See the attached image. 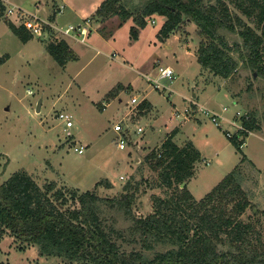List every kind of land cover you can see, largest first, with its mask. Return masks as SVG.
Here are the masks:
<instances>
[{
    "label": "rangeland",
    "instance_id": "rangeland-1",
    "mask_svg": "<svg viewBox=\"0 0 264 264\" xmlns=\"http://www.w3.org/2000/svg\"><path fill=\"white\" fill-rule=\"evenodd\" d=\"M96 1L10 0L44 20L57 6L64 5V12L53 21L57 27H80L82 23L88 29L93 27L88 38L71 34L68 42L76 60L63 67L46 52L44 34L23 43L8 28L9 22H15L4 14L0 17V184L13 174L24 172L41 193H47L46 198L53 205L57 203L55 193L61 191L67 198L65 206L74 208L72 191L82 194L95 190L102 199H114L124 193L123 188L129 183L134 194L132 213L143 218L152 212L151 197L165 192L158 186L157 173L149 167L148 154L159 151L169 133L177 130L173 138L177 146L191 142L200 152L194 176L181 187L185 185L198 201L237 167L249 203L239 219L253 227L255 236L260 235L264 248V77L241 62L228 79L201 67L197 49L202 39L197 26L189 20L184 19L164 41L157 38L164 21L161 17L148 19L136 41L129 37L131 19L122 26H118V17L99 23L93 19V13L81 20L80 9L90 12ZM145 1L120 0V5L139 11ZM202 1L206 7L217 3ZM218 1L229 8L233 18L237 16L253 27L254 23L230 0ZM9 7L5 4L4 10ZM149 20L154 23H148ZM97 28L103 32H96ZM236 29L241 30L238 25ZM219 33L229 45L242 42L238 33ZM59 34L56 32L57 41L62 40L59 37L63 35ZM233 56L236 58V54ZM165 66L174 70L175 78L171 82L161 81L165 89H154L146 76L158 79L159 69ZM133 97L142 103L148 100L152 106L141 108V103L135 112L131 111ZM193 101L215 112L226 107L228 119L239 113L254 120L257 129L241 139L245 141L242 153L226 137V124L221 128L201 113L185 120L177 118L175 114ZM60 113L70 117V127L58 118ZM118 122L128 128L130 142L138 143L137 149L129 145L121 151L116 147L113 125ZM138 127L144 129L141 135L136 134ZM82 148L79 154L77 149ZM100 181L103 184L95 188ZM98 213L105 230L111 228L121 234L122 238L111 236L121 251L142 250L148 257L165 251L166 247L160 245L151 251L142 249L130 233L131 222L122 212L100 203ZM254 245L258 246L256 240ZM219 249L226 250L222 246ZM0 264L81 263L41 257L33 246L21 250L20 244L5 233L0 234Z\"/></svg>",
    "mask_w": 264,
    "mask_h": 264
},
{
    "label": "trees",
    "instance_id": "trees-1",
    "mask_svg": "<svg viewBox=\"0 0 264 264\" xmlns=\"http://www.w3.org/2000/svg\"><path fill=\"white\" fill-rule=\"evenodd\" d=\"M230 2L254 23L253 27L237 16L233 18L229 8L218 0L207 7L202 0H146L139 11L123 7L120 0H103L93 19L100 23L118 17V26L131 19L129 37L137 40L148 19L161 17L164 21L157 33L160 41L168 38L184 19L189 20L197 26V34L202 39L197 49V62L201 67L228 79L241 62L264 77V0ZM4 9L0 0V17ZM236 25L241 28L238 32ZM8 28L23 43L32 38L22 25L9 22ZM220 31L238 33L242 42L229 45ZM45 49L59 66L76 60L64 40L50 41ZM148 106V102L143 101L141 108ZM245 126L250 131L257 129L253 119ZM176 134L177 130H173L159 151L148 154L149 167L157 173L158 186L165 192L162 196L151 197L153 208L147 216L140 218L132 213L134 194L129 183L124 186V193L114 199H102L95 190L82 194L72 191L71 200L76 207L69 208L65 206L67 198L61 191L55 193L57 203L53 205L46 198L47 193H41L32 178L22 172L0 184V234L8 233L20 244L21 250L24 246H33L41 257L65 263L264 264L260 235L255 236L253 227L239 219L249 206L241 188L239 169L236 167L202 199L195 200L186 186H181L194 176L200 152L191 142L177 146L173 141ZM241 134L247 137L246 133ZM237 137L228 140L242 153L245 141ZM244 158L243 155L241 160ZM102 184V181L97 182L95 188ZM100 203L122 212L131 222L130 233L138 239L142 249L151 251L160 245L166 247L165 251L154 252L151 257L142 250L121 251L111 237L122 238L121 234L111 228L105 230L100 221ZM254 240L258 246L254 245ZM220 246L226 250H220Z\"/></svg>",
    "mask_w": 264,
    "mask_h": 264
},
{
    "label": "built area",
    "instance_id": "built-area-1",
    "mask_svg": "<svg viewBox=\"0 0 264 264\" xmlns=\"http://www.w3.org/2000/svg\"><path fill=\"white\" fill-rule=\"evenodd\" d=\"M3 4H9L11 7H9L7 10H4V16L13 20L15 25H22L25 27V29L32 35V36H43L45 35L46 31L53 30L57 33H60L64 37L70 36L71 34L78 33L83 38L86 37L88 33V27H73L68 26L64 29L57 27L54 23H51L49 20H44L41 18H38L37 16L30 14L29 12L25 11L24 9L13 5L10 3V0H1ZM65 6L60 5L55 10V17L56 15H61L64 12ZM148 23H154V20H149ZM84 41L81 40V43ZM113 57L116 56V54H112ZM175 78L174 70L170 66L161 67L159 69V76L158 79L148 78L146 76L147 82H150L154 89H165V85L161 83V81L165 80L167 82L173 81ZM142 103L141 101H138L135 97H133L130 100V105L132 106L130 108L131 111L135 112V109ZM228 112V109L226 107H223L221 111L215 112L209 110L207 107L203 105H199L196 101L190 102V105L185 108L182 112L178 111L177 118L182 117L183 120L187 119L188 117H195L196 113L203 114L205 117L207 116L212 123L218 125L222 128L224 124H226L229 128L224 129V133L227 138H231L233 136H238L237 138L241 140L242 134L246 133V135H252V131H250L245 124L250 121L251 119L247 115H242L239 113H236L234 117H231L228 119V117L225 115ZM175 116V117H176ZM59 119L65 122V125L67 127H70L72 125L70 121V117L67 114L60 113L58 116ZM232 130V131H231ZM113 131L116 134V147L124 151L126 150L129 145L133 146L134 149L138 148V143H131L129 139V131L127 127H124L121 122L116 123L113 125ZM144 132V129L142 127H138L136 129V134H142ZM79 154L83 152L82 150L77 149Z\"/></svg>",
    "mask_w": 264,
    "mask_h": 264
},
{
    "label": "crops",
    "instance_id": "crops-1",
    "mask_svg": "<svg viewBox=\"0 0 264 264\" xmlns=\"http://www.w3.org/2000/svg\"><path fill=\"white\" fill-rule=\"evenodd\" d=\"M102 1H100V0H97L96 2H94V3H92V5H91V10H90V12H87L86 11V9H84V8H82V9H80V12L82 13L81 15H80V19L81 20H83L87 15H90V14H94V12H95V10L97 9V7L100 5V3H101ZM36 3H38L39 5H40V7H39V9L38 10H43V8H42V6H41V4H40V2L38 1V2H36ZM58 7V6H57ZM56 7V8H57ZM56 8L55 9H53L52 11H51V13L49 14V18L47 17L46 19H48L50 22H53L54 20H55V10H56ZM4 14V13H3ZM54 23V22H53ZM55 25H56V23H54ZM99 25V24H98ZM97 25V26H98ZM56 26H58V25H56ZM62 26V25H61ZM80 27H84V25H83V23L82 24H80L79 25ZM89 26V25H88ZM59 28H62V29H64L63 27H59ZM90 29H88V33H87V35L89 36L90 34H92V32L94 31L93 30V27L90 25V27H89ZM130 29V28H129ZM96 32H100V30H99V28H97V30H96ZM60 35V34H59ZM74 35H78L79 37L81 36V35H79L78 33H76V34H74ZM86 35V37L88 38V36ZM32 36V35H31ZM45 36H47V38L45 37ZM52 36H53V38H52ZM61 36V35H60ZM73 36V35H72ZM33 37V36H32ZM55 37H56V32L55 31H53V30H49L48 32L46 31V33H45V35H44V37L42 38V36H41V38L43 39V42H45V46H46V44L48 43V42H50V41H53V40H55ZM70 37H71V35L70 36H66V37H64V36H61V37H59V38H62V40H64L66 43H67V45L70 47V49L74 52V49H73V47L69 44V39H70ZM38 38H39V36H38ZM72 40V39H71ZM133 41H136V40H133ZM46 50V49H45ZM47 52V51H46ZM125 63V62H124ZM130 87H131V85H129ZM123 88H124V86H122ZM147 102H148V104H149V106H152L151 105V103L148 101V100H146ZM148 106V107H149ZM198 120V119H197Z\"/></svg>",
    "mask_w": 264,
    "mask_h": 264
},
{
    "label": "water",
    "instance_id": "water-1",
    "mask_svg": "<svg viewBox=\"0 0 264 264\" xmlns=\"http://www.w3.org/2000/svg\"><path fill=\"white\" fill-rule=\"evenodd\" d=\"M40 106H41V100L38 101L37 106H36V112L37 113L40 111Z\"/></svg>",
    "mask_w": 264,
    "mask_h": 264
}]
</instances>
